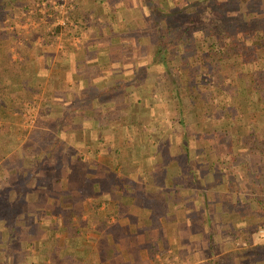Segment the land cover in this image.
I'll list each match as a JSON object with an SVG mask.
<instances>
[{"label":"crops","instance_id":"crops-1","mask_svg":"<svg viewBox=\"0 0 264 264\" xmlns=\"http://www.w3.org/2000/svg\"><path fill=\"white\" fill-rule=\"evenodd\" d=\"M40 1L0 0V264H264V104L235 87L201 114L163 91L147 0H59L91 25L51 34Z\"/></svg>","mask_w":264,"mask_h":264},{"label":"rangeland","instance_id":"rangeland-1","mask_svg":"<svg viewBox=\"0 0 264 264\" xmlns=\"http://www.w3.org/2000/svg\"><path fill=\"white\" fill-rule=\"evenodd\" d=\"M44 1H40L37 7H32V11L34 12V14L38 11L42 14V16L40 17V21L38 20L36 22V24L39 26H36L35 29L32 28V32L33 30L36 31L40 29L42 30L41 32L44 31L45 33L51 34L56 28L61 30V27H67V23L64 25L58 24L56 20H54L50 16L49 12L46 11V9H41V5ZM159 2H162V0H147L148 5L150 6V16L146 17V19L150 20L151 18L153 23L150 26H152V28L153 25L156 24L159 25L167 35L169 34L170 37L174 35L176 37H180V39L184 41V50L182 51L184 57L181 58V56L179 55L180 52L177 54L170 53V55L167 57L168 62L163 63V60L160 61L158 60V58H155L154 61L156 50L155 48H153V50H151L153 53V59L152 62L149 61L151 62V64L149 65H152V67H150L148 71L153 70L154 74L152 75L153 72H150L149 75H152L153 81L157 79V82L159 83V86H162L163 91H165L168 86L167 80L176 82L175 89H178L180 91L178 92L185 98L188 97L190 99L191 109L201 108V114L208 113L212 101L213 104L218 106L217 109L225 108V110L227 109L226 111H229V109L232 107L228 106L227 101L230 104V102L234 100L229 97V93L235 87H237L231 86L232 81L235 82L236 79L239 80L241 79V77L243 80H245L244 76L239 73L237 74V65L240 64L241 58L236 55L234 57V61L219 60L216 53H220L223 49L219 45H217L215 51L213 49H210L209 45L213 41L218 42L219 44L218 39H223L226 36L228 38L226 37L225 40L229 43L233 32H231L230 30L227 31L228 29L226 28L235 25L237 22H247L248 19L253 21L262 19L261 21L264 22V0H174L173 3L165 2L166 5L164 8L159 7ZM193 2H195V5L191 7V3ZM18 18L24 19L23 17H21V15ZM46 26L51 30H48L49 28H47ZM30 29L31 28L29 27H27L26 30L20 28V33H17L18 35H20V37L28 38L24 42L31 41V32H29ZM23 31H26L27 33L22 34ZM140 31L142 32V28L140 29ZM153 33L154 35H157L154 28ZM171 47H174V45H170L169 49H171ZM150 48L151 47L146 49V51H148ZM258 53L259 54L255 55V57L261 60L264 57V53L261 49L258 50ZM181 64L182 66H186L187 70H190V67H192V70L189 71L190 75H183L178 70ZM212 67L218 71L222 70L223 74L214 76L207 73L206 71L208 70V68ZM143 71L144 72H142L141 75H143V77H146L147 74L145 73V70ZM230 71L232 72L230 77H223L224 75H226V73L230 74ZM20 72L21 71H19V73ZM152 79H150L149 81H152ZM244 82L245 81L242 82L243 86L245 84ZM158 98L162 97L158 96ZM162 99L164 100V98ZM27 106L28 111L31 110V112H27V118L26 120H24V125L26 127H29L33 125L38 118L39 111L36 112V110H38L39 101H30L28 102ZM181 106L184 107L185 103L181 102ZM33 108H35V110H33ZM235 108L237 109V114L239 116H245V110L243 109L240 102L237 103V107ZM188 114H190V112ZM216 115L218 116H216L214 119H221L224 120V122L226 121V116H223L222 118L219 117L220 115L218 113H216ZM188 116L192 118L191 121L195 122L194 117H192L193 115ZM203 119L205 120V124H203L202 126H204V128H208L210 132H213L214 135L210 136V138H213V140L216 139L218 136L216 135V129H214L216 128L215 123L212 124V122L209 121L210 119ZM217 124L219 126V123ZM255 135L256 134L254 133V136L248 139V141L251 142L252 146H257ZM200 136L204 135L199 134V138ZM49 139L53 140V137L50 136ZM66 139V136H61V140L63 143ZM13 141L18 142L17 139H14ZM33 141L34 140H32L31 142ZM58 142L60 143L59 140H57V144ZM245 144L248 146V143L245 142ZM217 145L230 146V143L229 141H221ZM261 226H264V223L258 226V231H260ZM262 251L263 252H260V255L261 253H263L262 255H264V250ZM30 258L31 263L33 264L34 261V263L36 264L35 260H33L34 258H36V256L30 255ZM40 262L41 264H45L44 261ZM225 264L227 263L225 262Z\"/></svg>","mask_w":264,"mask_h":264},{"label":"trees","instance_id":"trees-1","mask_svg":"<svg viewBox=\"0 0 264 264\" xmlns=\"http://www.w3.org/2000/svg\"><path fill=\"white\" fill-rule=\"evenodd\" d=\"M194 3L195 2L191 3V7L195 5ZM67 4L69 6L68 15H69L70 21L67 23V27H64V30L65 31L72 30L74 25H75L76 31L78 30V28L82 29L83 27L84 28L86 27L87 29V27L91 25L90 23H88V19H89L88 15L83 16V14L78 13L79 9L77 6H75L74 8H71L72 4H69V3ZM46 11L49 12V14L52 13V9L50 7H48ZM41 16L42 14L38 13L39 21L41 19L40 18ZM261 20L253 21V20L248 19L247 22H244V21L237 22L235 25L231 27L229 26L226 28L228 29L227 31L230 30L231 32H233V35L231 36V40L229 43L226 42L225 40L227 37L226 36L223 39L222 38L218 39L219 44L218 42L213 41L209 45V48L213 50L216 49L217 45H219L223 49L220 53H216L218 55L219 60H225V61L233 60L234 61L235 59L234 57L236 55L241 58L240 64L237 65V74L239 73L242 76H244L245 80H243L242 77L239 80L236 79L237 85H236V81L235 82L232 81L231 86L232 87L237 86V95L238 94L248 95L253 98L252 100L253 103L255 102L257 105L264 104V57L261 60L255 57V55L259 54L258 50L260 49L264 53V22H262ZM153 28L156 34L158 35L157 37L158 42H156L157 49L154 55V61H155V58H158V60L160 61L163 60L162 61L163 63L168 62L167 57L170 55V49H169L170 45L177 46L180 52L179 55L181 56V58L184 57V54L182 53V51L184 50V44H183L184 41L181 40L180 37H176L175 35L170 37L169 34L167 35L165 31L160 28L159 25L154 24ZM54 31L55 33H59L58 28H56ZM10 64H11V61L8 58L5 59V62L3 64V71L7 72V74L11 73V71L9 70ZM12 67H15V64H13ZM178 70L183 75H190L189 71L192 70V67H190V70H187V67L184 65L182 66L181 64ZM206 72L214 76H218V74H223L222 70L218 71L213 67L208 68ZM229 73L230 74L226 73V75H224L223 77H227V76L230 77L232 72L230 71ZM243 81H245L244 86L242 83ZM114 105L116 104H112L111 107H113ZM210 107L211 108L209 112L211 113L212 110L216 111L217 110L216 108L218 106L214 107L213 101H212L210 104ZM119 109H120V106H117L116 110H119ZM219 110L226 111L227 109L225 110V108L224 109L220 108ZM254 133L255 132L250 131L249 133L250 137H253ZM230 142L231 141H229V143ZM239 145L240 143H237V146ZM230 146H233V145L230 144ZM261 146H263V144H261Z\"/></svg>","mask_w":264,"mask_h":264},{"label":"built area","instance_id":"built-area-1","mask_svg":"<svg viewBox=\"0 0 264 264\" xmlns=\"http://www.w3.org/2000/svg\"><path fill=\"white\" fill-rule=\"evenodd\" d=\"M48 7L52 9L50 16L56 20L58 24L64 25L70 21L68 15L69 6L67 2L59 0H46L42 3L41 9H47ZM259 232L261 237L264 239V226L260 227Z\"/></svg>","mask_w":264,"mask_h":264}]
</instances>
